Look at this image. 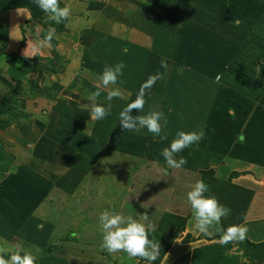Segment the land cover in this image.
Returning <instances> with one entry per match:
<instances>
[{
	"label": "crops",
	"instance_id": "0c3cea01",
	"mask_svg": "<svg viewBox=\"0 0 264 264\" xmlns=\"http://www.w3.org/2000/svg\"><path fill=\"white\" fill-rule=\"evenodd\" d=\"M61 1L71 8V16L67 30L56 31L55 53L45 46L35 56L29 49L28 58H25L23 53L29 40L24 43V30L28 32L27 29L31 28L33 41L41 40L35 19L45 14L35 6L33 0H0V117L11 119L12 113L15 116L12 124L0 128V238L3 241H0V255L8 256L4 242L11 254L15 250H12L13 247L27 243L31 248H37L30 251L37 257L36 264H64L56 260L58 256L38 252V247L42 248L40 243L44 245L52 236H56L54 225L42 227L39 231L44 215L38 205L40 196L43 197L48 191L55 196L66 188L76 192L86 184L87 179L90 181L100 176L103 182L110 173L113 174L109 163L118 159V140L117 136L106 135L103 124L109 125L111 120L117 127L114 131H123L119 112L135 99L141 84L150 75L159 72L164 74V78L157 80L147 93L144 113L153 106L164 113L168 124L163 128L162 135L168 141L159 137L147 138L146 129L136 132L142 137L128 131L122 139L133 144L151 145L146 156L149 163H152L153 157L164 160L160 153L169 146L178 130L190 132L201 128L197 116L193 122H188L189 125H182L177 123L175 115L180 109V112L184 108L193 109V103L185 97L195 87L204 95L198 101L201 111H197V115L207 109V102L211 104L216 99L225 106L212 107L209 127L203 124L205 137L192 145L193 150L186 148L177 156L185 153L206 159L205 166L193 172L197 180H202V171L213 170L218 179L231 180L233 186L240 188L238 194L252 192L242 223L249 229L247 237L226 245L218 244V239H215L221 234V222L210 230V235L202 236L194 227L190 205L184 200L178 201L173 211L188 217V225L186 231L175 240L164 261L172 259L171 252L175 250L172 264L187 254L190 255L189 264H264V83L260 84L264 82V67H259V72L257 67L253 69L257 76L242 74L244 78L241 79L239 74L235 75L238 82L232 87L235 89L224 86L229 69H232L231 64L238 66L243 60L234 58L240 56L242 51V27L237 28L236 24L234 30L224 32V16L231 15L230 11L235 10L233 6L238 4L237 0L235 3L233 0ZM17 9H20L19 13ZM255 9L258 12L245 10L247 15L250 14L249 18L241 19L239 25L245 23L244 27L249 26L255 12L258 19L262 18L264 5ZM126 20L127 25L118 24ZM204 26H209L210 35L217 31L225 35L221 34L217 39L213 35L211 42L202 48L205 33L209 32L203 29ZM229 36L235 39L231 40ZM50 54L58 55V62ZM8 55L14 58L10 60ZM162 59L167 60V70L160 66ZM28 60L29 64L26 63ZM83 60L91 69L85 70ZM119 62H123L125 68L116 87L124 92V98L111 101L112 109L108 117L91 122L84 107L89 103L87 95L97 90L94 85L103 68ZM260 63H264L263 58ZM185 65L189 69L181 67ZM33 68H39L37 74L31 72ZM44 69L50 70L48 76L43 74ZM213 69L218 73L212 75ZM60 71L63 73L61 82L57 79L60 77L55 76ZM222 74L227 79L216 82V77ZM77 80L82 85L80 89L77 88L79 92L63 89L67 82L72 86ZM240 81L242 87L239 86ZM161 83H164V88L160 92ZM256 83L258 95L251 92ZM106 95L107 92L103 91L97 102L106 106ZM235 99L240 101L237 109L229 108ZM244 101H251L252 106L253 103L258 104V108L254 106L247 114V120L242 121ZM226 109L237 114V119L232 120L226 114ZM241 135L244 137L242 141ZM228 159L235 161V166L229 169L226 164ZM103 161L105 167L97 168ZM156 164L157 160L153 166ZM170 172L180 179L179 170L171 169ZM155 173L160 176L161 170H151L152 177H155ZM58 179H63L64 186L56 185L55 180ZM89 183L92 184L91 181ZM153 185H150L149 192L155 191ZM179 205L185 212H179ZM45 208L47 212L50 211L47 206Z\"/></svg>",
	"mask_w": 264,
	"mask_h": 264
},
{
	"label": "rangeland",
	"instance_id": "374dc122",
	"mask_svg": "<svg viewBox=\"0 0 264 264\" xmlns=\"http://www.w3.org/2000/svg\"><path fill=\"white\" fill-rule=\"evenodd\" d=\"M235 2L236 0H233V3ZM237 2L238 4H235L233 6L235 10L230 11L231 15L228 17L224 16L226 19L224 23L225 24L224 32H227L229 30L230 31L234 30V27L236 26L235 23L236 20L241 21V19L247 18L250 15V14L247 15L245 10H249L250 13L252 11L258 12V9L255 8L260 6L261 4L264 5V0H240V1L237 0ZM254 4L255 7H253ZM225 6H227V4H225ZM253 15L255 19L251 18V22L249 26L244 27L243 25L245 23L243 25L237 26V28L242 27V31L244 32V35L241 36V38L243 39L240 42V46H242V51L240 54L241 57L238 55L234 58H238V57L239 59L242 58L243 59L242 62L238 66L237 65L235 66L233 63L231 64L232 69H229V74L227 75L228 79L225 78V75L223 74H222L223 76L221 75L222 77L217 76L218 74L216 75L217 76L216 82L217 81L224 82V80L227 79V81L224 82L225 83L224 86H227L226 88L231 90L235 89L232 88L233 86H235L236 84L238 85L237 79L234 78L236 77L235 75L239 74V77L241 79L244 78L242 74L247 76H257L258 74L255 71H253V69L255 67H260V68L264 67L263 66L264 63L263 64L260 63L261 58H263L264 61V27H263L264 15H262V18L259 19H258V14H256V12ZM48 19L49 18L46 15H44L42 18L40 17L39 19H35L36 26H39L40 32L38 31L39 32L38 37H40V39H43L44 36L46 35L47 31H45L44 23ZM216 19L217 17H215V20ZM259 20L260 22H258ZM68 21L69 19L67 20L66 25L68 24ZM123 23L127 25V20L123 22L121 21L118 24L123 25ZM50 27L48 26L47 30ZM29 29L31 28L27 29L28 32L24 30V36H23L24 43L28 40L29 41L34 40L33 33L30 32ZM203 29H205L206 32L208 31L209 32L205 33L206 39L203 46H201L202 48H205L206 47L205 45L211 42L213 35L215 39H217L218 36H220L223 33L221 31H217L215 34L210 35L211 31L209 26H204ZM229 38H231V40L235 39L234 36L233 37L229 36ZM182 41L185 44L186 40L183 35H182ZM202 41L203 40L201 39V42ZM55 47L56 46H53L51 44V47H48L47 49L49 51H52V53H55ZM50 55L51 58L52 57L55 58L58 62L59 58H56L54 54H50ZM206 55L207 54H205V57ZM8 56L10 57V60L14 58L11 57L12 55H8ZM212 58L213 56L210 57V59ZM38 59L40 61H43L40 58ZM85 62L86 61L83 60V66H85L84 67L85 70L91 69V66L85 65ZM254 64H256V66ZM38 66L40 65L38 64ZM1 67L2 66H0V68ZM181 67L188 68V66L186 65ZM40 68H42V66H40ZM216 68L220 69V66H217ZM33 69L34 70H32L31 72L33 74H37L39 68H33ZM23 71L25 72L26 70ZM49 71H50L49 69H44V71L42 72L44 75L48 76ZM212 72H213L212 75L215 74L214 72L218 73L214 69ZM55 76L60 77L57 78L59 82L62 81L63 73L61 71L56 73ZM241 81L239 85L240 87L243 86L242 85L243 81L242 82ZM79 82L80 80H77L75 85L72 86H69V83L67 82L66 84H64L63 89L65 90L74 89L75 91L79 92L78 89L82 87L81 83ZM263 83L264 82L262 81L260 82V84ZM163 84L162 83L160 84L159 87L160 92L164 88ZM257 90H258V83H256V85L252 87L251 92H253V94L258 95ZM25 94L28 95L27 93ZM203 97L204 95L202 92L197 90V88L192 87V89L186 94L185 98L188 100V102L193 103L192 104L193 109H191L190 107L184 108L182 109L181 112L180 109L177 113H175L178 124L180 123L183 125L184 123V125H189L188 122L189 121L193 122L197 116L198 122L201 125L202 129H203V124L206 125L205 127L207 128L209 127L210 113L212 107L216 105L221 108H224L225 105L223 106L220 101H217V99L214 100V102H212L211 104L207 102V109L197 115V111H201V107L199 106L200 104L198 103V101L200 99H203ZM237 98L240 99L239 97ZM236 100L237 99H235L233 105L230 106L229 108L237 109V105L240 103V101H236ZM67 101H69V99ZM253 104L254 105L252 106L251 101L243 102L244 113L241 116L242 121L247 120V114H249V112L253 109L254 106L255 108H258V104L255 103ZM71 105L74 106L73 103H71ZM9 112L12 113L13 110L10 109ZM226 114H228L232 120H236L238 116L237 114H234L232 110L228 111L227 109H226ZM114 125L115 123H112L110 120L109 125L103 124L104 127L102 128L107 136L109 137L111 135L112 136L114 135V137L117 136V140H118V145H117L118 147L117 152L119 154L118 159L114 162L109 163L110 165L109 168L114 170L113 174L110 173L111 175L109 174V177L103 180V182L100 181L101 180L100 176L93 178L92 180H90L92 186L88 185L90 181L89 179H87L86 184L79 187L76 192L74 190L69 191V189L66 188L65 191L62 190L60 193L55 194V196H53L50 191L46 192L43 195V197L40 196L38 205H39V209L41 208L42 209L41 211L44 212V215L42 214L43 219L41 218L40 220L41 228L39 226L40 228L39 231L42 230V227L46 228L48 225L51 226L54 225V227H56V233H55L56 236L55 237L52 236L48 242L44 243V245L43 243L40 244L38 243L42 247V249L44 248L43 250L38 248L39 253H43V252L46 253V250L51 247L52 248L51 251L47 252L48 255L50 254L51 256L54 257L58 256L55 257L56 260H58L59 262L60 261L64 262V264H149V262H144L136 258H129L128 255L124 252L109 254L106 251H101L100 244L102 241V233L98 224L99 214L104 210H114L124 216L131 215L139 220L140 218L137 215V213L138 214L146 213L148 215V220L147 221L140 220V222L144 224L151 222L152 224L155 225L156 228L158 226L157 222L159 223L158 220L164 214L165 211L174 212L173 211L174 207L177 205L178 201L184 200L185 202H187L186 193L191 189V186L197 181L196 177H194L193 172L196 170V168L205 166L206 159L203 156L198 157L197 155L194 154L186 155L185 153L181 154V156H177V159H179L180 157H184L187 160V163L181 169H179L180 179L175 178L172 175L174 174V172L169 173V170L171 169L167 167L166 162L164 160L159 161L158 159L153 157L151 158L152 163H149L147 161L148 159L146 157L148 156L147 150L151 148V145L143 146L140 144H133L131 141L122 139L124 135L127 136L128 131H119V132L114 131L117 128ZM182 131L187 132L185 129H182ZM134 134L136 136L142 137V134L140 133L135 132ZM129 136L131 135L129 134ZM145 136H147V138L149 139L152 138L156 139V137H153V135L148 132L145 134ZM167 136L169 138H174L170 135ZM164 143H166V141H164ZM188 149L193 150L194 147L190 146ZM201 159H203V161H201ZM156 160H157V164L153 166V162H155ZM234 163H235L234 160L228 159L226 163L227 168L229 169L232 166H235ZM101 166L105 167V161L100 162L99 167L97 168H100ZM149 168H152L151 169L152 172L161 170V175L158 176L155 173L154 174L155 177H152L151 170L149 171ZM105 181L107 184H105ZM55 183L57 186L60 185L64 186L63 179L55 180ZM150 185H153L152 187L155 190L153 191V193L149 192ZM141 205L143 206L141 207ZM46 206L50 209V211L47 212L45 210ZM179 207H180L179 212H185V210H182L183 209L182 205H179ZM53 220L55 222H53ZM0 241L3 242L1 238ZM5 244L6 243L4 242V249L6 251L7 250L9 251V249H7V245L5 246ZM14 244H16V241ZM26 244L27 243L18 244V245L22 246V248L27 251L37 250V248L34 247L31 248L29 245ZM12 250H13L12 253H14L17 250V248L13 247ZM8 251L7 253L9 256L11 253ZM175 256H176V251L172 250L170 256L172 259L168 258L165 261L163 259L161 264H172V261L175 258Z\"/></svg>",
	"mask_w": 264,
	"mask_h": 264
},
{
	"label": "clouds",
	"instance_id": "9594fccd",
	"mask_svg": "<svg viewBox=\"0 0 264 264\" xmlns=\"http://www.w3.org/2000/svg\"><path fill=\"white\" fill-rule=\"evenodd\" d=\"M33 3L51 21L57 24L68 20L71 16V8L67 5L61 7L59 0H33ZM17 12L19 13L20 9H17ZM235 23L239 25L240 21L236 20ZM37 31H39V26H37ZM55 36V28L50 27L43 39L27 42V48L23 55L28 58L30 49L33 56H35L45 46L51 47V42ZM160 66L167 70V60L162 59ZM124 68L125 64L123 62L113 66L106 65L98 76L94 85L97 90L87 95L89 103L84 106L88 111L91 122L101 121L108 117L112 109L111 101L124 98V92L121 88L116 87L119 78L123 75ZM257 71H260L259 67H257ZM163 78L164 74L159 72L155 75H150L141 84L135 99L119 112L118 118L123 131L139 132L142 129H146L153 137L167 138L162 135L163 128L168 124L164 113L158 110L157 106H153L151 110L144 113L147 93L157 80ZM103 91L107 92L106 106L97 102ZM204 137L205 132L203 129L177 132L169 146L163 148L160 153L167 167L170 169H181L187 163V160L184 157L177 159L176 156L193 144H198ZM240 139L242 141L244 137L241 135ZM208 191V186L202 180H197L186 193V200L190 205L195 221L194 227L204 236L210 235V230L231 212V209L221 205L215 196L205 195ZM137 215L140 218L139 220L131 215L124 216L114 210L102 211L98 216V224L102 233L100 249L109 254L124 252L129 258H141L148 261L149 264H153L161 254L159 241L149 239V230H154L155 225L151 222L147 224L140 222V220H148L146 213H137ZM248 231L249 229L245 224L230 225L222 230L216 242L220 245H226L234 241H243L246 239ZM16 248L17 250L10 254L7 259L0 255V264H36L37 257L32 252L24 250L20 245H16ZM40 249L43 250L42 248Z\"/></svg>",
	"mask_w": 264,
	"mask_h": 264
},
{
	"label": "trees",
	"instance_id": "16d2710c",
	"mask_svg": "<svg viewBox=\"0 0 264 264\" xmlns=\"http://www.w3.org/2000/svg\"><path fill=\"white\" fill-rule=\"evenodd\" d=\"M59 3L61 7H64V4L61 0H59ZM66 23L67 20L59 24L55 23L54 21H46L44 23V28L45 31H47L48 26H52L58 32H63L66 31ZM51 44L53 46H56L57 41L54 39L52 40ZM55 57L59 58L58 55H56ZM26 63L29 64L30 60H28ZM10 116L11 119L0 117V128H6L10 124H12V119L15 116L12 114H10ZM201 176L202 181L208 186L209 189L208 193H206L205 195L215 196L221 205H224L231 209L230 214L227 217L222 218L221 220L222 228L220 233L223 229H226L230 225L242 224L245 219V212L248 209L252 198V192L245 191V193L238 194L240 193V188L233 186L231 184V180H228L227 182L218 179L215 175V171L213 170L202 171ZM238 189L239 191H237ZM188 220V217H184L176 213L165 212L159 220L158 226L154 230H149V239L159 241L161 245L160 257L155 262H153V264L162 263L164 257L170 251L174 241L179 238V235L182 232L186 231ZM187 237H189V235ZM215 239H219V236L215 237ZM262 246H264V244H262ZM51 249V247L48 248L46 250V253L50 252ZM4 257L6 259L8 258L7 255H5ZM136 259L148 262L141 258ZM189 262L190 255L187 254L179 258L173 264H189Z\"/></svg>",
	"mask_w": 264,
	"mask_h": 264
}]
</instances>
